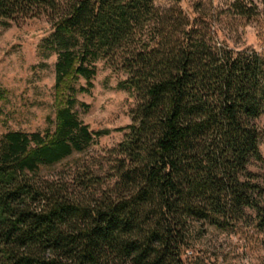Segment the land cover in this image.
<instances>
[{
    "label": "trees",
    "instance_id": "trees-1",
    "mask_svg": "<svg viewBox=\"0 0 264 264\" xmlns=\"http://www.w3.org/2000/svg\"><path fill=\"white\" fill-rule=\"evenodd\" d=\"M40 15L52 21L47 42L57 53L53 117L42 134L0 137V264H184L188 218L228 229L245 208L264 251V177L247 169L264 162L255 123L264 56L225 41L216 48L212 14L155 0H0L2 25ZM97 58L126 74L117 87L134 100L107 152L112 174L79 165L47 178L44 168L109 133L75 112Z\"/></svg>",
    "mask_w": 264,
    "mask_h": 264
},
{
    "label": "rangeland",
    "instance_id": "rangeland-1",
    "mask_svg": "<svg viewBox=\"0 0 264 264\" xmlns=\"http://www.w3.org/2000/svg\"><path fill=\"white\" fill-rule=\"evenodd\" d=\"M253 16L246 17L232 6L235 0H155L161 9L181 6L192 15L212 14L216 30L212 44L255 52L264 56V9L260 0H237ZM52 21L46 15L26 18L8 26L0 23V137L8 131L43 133L47 116L53 117L54 64L57 53L47 38ZM225 41V42H224ZM95 69L92 87L75 94V112L91 131L109 130L82 152H75L60 163L44 168L47 178H67L76 166L88 165L104 179L112 174V149L126 133L133 98L117 83L126 78L113 71L104 60H92ZM85 81L79 79L78 86ZM255 123L260 130L259 151L264 159V113ZM119 128H122L119 131ZM248 171L264 177V162L251 159ZM112 182V179L108 180ZM107 182V183H108ZM255 213L245 208V217L234 227L221 229L206 220H186V245L182 251L184 264H261L264 257L262 235L253 225Z\"/></svg>",
    "mask_w": 264,
    "mask_h": 264
}]
</instances>
